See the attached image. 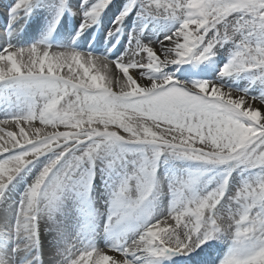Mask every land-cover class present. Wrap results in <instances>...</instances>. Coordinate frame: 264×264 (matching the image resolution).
Masks as SVG:
<instances>
[{
  "label": "snow or ice",
  "instance_id": "1",
  "mask_svg": "<svg viewBox=\"0 0 264 264\" xmlns=\"http://www.w3.org/2000/svg\"><path fill=\"white\" fill-rule=\"evenodd\" d=\"M32 3L18 0L10 10L12 21ZM111 3L98 0L86 11L81 31L91 27ZM145 12L179 21L158 51L152 44L137 42L125 56L111 61L88 53L55 51L43 44L26 48L8 44L0 50V86L11 87L31 101L26 114L0 120V125L12 123L19 128V136L0 128L4 133L0 135V193L28 165L54 154L19 205L18 235L39 239L38 214L46 182L74 153V165L91 161L102 148L119 145L122 149H152L156 157L170 153L209 165L264 169V99L206 81L184 85L164 74L170 65L203 62L217 45L237 33L264 40V0H149ZM131 69L137 70L140 82L130 74ZM256 71L264 73V43L245 41L220 76ZM25 124L30 126L27 130ZM61 127L65 130H58ZM113 127L126 135L110 130ZM140 173L143 191L135 205L123 199L128 182L120 188L116 207L122 215L138 207L150 191L152 173L147 164ZM227 185L226 178L218 189L187 200L181 191L167 216L144 224L130 245L110 248L122 258L93 248L72 254L69 264H132L129 257L140 253L157 259L183 255L194 260L191 254L225 227L233 229L235 247L222 264H264V180L245 183L235 192L233 199L240 206L237 215H218ZM0 264L11 262L0 257Z\"/></svg>",
  "mask_w": 264,
  "mask_h": 264
},
{
  "label": "rangeland",
  "instance_id": "2",
  "mask_svg": "<svg viewBox=\"0 0 264 264\" xmlns=\"http://www.w3.org/2000/svg\"><path fill=\"white\" fill-rule=\"evenodd\" d=\"M35 1L36 9L30 14V20L35 27L46 31L53 25L56 16L66 9L67 12H71L67 14L68 21L71 20V22L75 23L79 19L80 24L77 27L75 26L77 33L81 31V25L85 22L84 13L98 2V0H33V2ZM17 2L18 0H6L4 4L3 0H0L3 7L2 9L0 5V12H3L1 16L5 17L10 14V10ZM161 2H166V0H161ZM148 3L149 0H112V3L102 12L104 13L112 6L114 12L108 16L105 12L103 18L85 29L82 35H87L89 32L94 31V34L98 37L107 36V40L102 46V52L106 51V53L98 55L111 61H116L125 56L130 48L136 47L137 42L142 45L152 44L158 51L162 44L168 43L165 37L171 35L178 28L179 21L178 19H170L164 14L149 15L145 12V7H147ZM129 8L131 10L128 11V15L117 24V18ZM232 19L231 17L229 18V20ZM135 23H139V26L132 29L133 32L139 29L135 34H130L128 39L126 38L125 40H121L117 36L116 27H128V24L135 25ZM3 33L4 30H0V47H6L11 44L13 47L26 48L43 44L55 51L71 50L85 54L83 51L86 50V48H83L78 51L64 45L63 42L70 43L66 37L56 43H48L45 40L30 42L27 38L15 41L7 35L4 36ZM110 33L112 34L110 35ZM110 40H113L112 44L108 42ZM245 41L249 45L264 43V40L255 35L249 37L246 33H237L231 40L217 45L213 49V54L203 62L193 60L181 65H170L164 70V74L171 76L174 80L184 85L190 86L194 83L206 81L219 84L226 90L246 93L249 97L264 99V73L256 71L236 73L231 77L220 76L223 68L230 63L235 52L239 49V45ZM112 51L115 52V58H109V54ZM87 52L97 56L93 51L91 53ZM139 58L134 57V59ZM64 72H67V69ZM136 72V69L130 70V74H133L134 78L140 82L141 78L135 75ZM144 83H147V81L144 80ZM114 90L118 91L115 87ZM253 103L257 107L260 106L258 101ZM30 106L31 101L23 94L11 87L0 86L1 115H14L21 111L20 115H22L25 111L27 113ZM34 123L38 125V121ZM3 129L4 133L7 131L16 133L17 130V128L12 127ZM58 130L63 131L64 129L61 127ZM110 130L117 131L120 135H126L122 130L114 127L110 128ZM75 155L74 153L66 157L54 169L53 174L46 182L41 197L40 208L42 211L38 214L39 239L35 240L40 243L41 255L47 261V264H69L72 254L91 249L89 243H94L98 240V229L93 227L95 225L93 222L96 220L101 222L102 217L110 212L109 205L112 201L118 200L120 188L124 186L126 181L128 182V190L123 199L127 204L135 205L143 191L140 187V185L144 184L140 173L142 165L147 164L148 171L152 173L150 191L146 193V198L140 205L129 212L132 213L134 218L135 232L139 234L144 224L154 220L150 211H154L155 207L171 199H180L181 191L184 193L183 198L185 200L193 196H203L221 187L227 178V191L224 200L221 202L218 215H227L229 212L237 215L240 211V206L233 199L235 192L245 183H258L264 180V169H254L236 164L231 166L209 165L182 159L170 153H164L156 157L152 149H122L119 145L111 148H102L94 155L91 161L84 160L79 162L78 165L73 164ZM53 158L54 154L52 153L41 156L22 170L7 185L3 193H0V235L7 233L10 237L9 245L5 247V251L0 252V257H13L15 263L20 264L23 261L24 254H27L30 247L29 243L32 241L31 234L18 235L15 232L17 212L12 206L14 205L15 197L17 198L24 191L21 190L18 194L12 195L11 185H19L21 188H25L24 190L27 192L40 171ZM70 165L72 166L71 168L69 167ZM66 172L68 173L67 175H65ZM137 177L141 178L137 179ZM192 181L195 182L190 183ZM87 184L89 187L91 185H97V187L94 188L95 190H90L92 188H89ZM185 185H188V187H185ZM116 203H113L115 208H117ZM88 211L91 214L90 218L87 216ZM116 216L124 217L125 215H122L117 210ZM117 219L114 218L113 220L116 221ZM88 222L92 223L88 224ZM10 235H13V237ZM132 241H134L133 238L124 239L123 237H117L120 247L130 245ZM70 243H74L78 251H72L68 256H64V252H61V250ZM85 244L88 245L79 248V245ZM216 244L223 245L225 249L230 247L225 256L220 258L212 254L215 252ZM234 247L233 229L225 227V229L211 236L201 248L191 254L195 257L194 260L189 257L186 259L192 264H198L203 260L206 261L208 256H210V259H212L211 264H222L223 260L233 252ZM182 258L185 257L179 255L170 258H154L152 261H147L146 264H152L156 260H158L159 264L161 260L179 262ZM129 259L132 264L144 263L136 255L129 257Z\"/></svg>",
  "mask_w": 264,
  "mask_h": 264
},
{
  "label": "bare ground",
  "instance_id": "3",
  "mask_svg": "<svg viewBox=\"0 0 264 264\" xmlns=\"http://www.w3.org/2000/svg\"><path fill=\"white\" fill-rule=\"evenodd\" d=\"M3 2H4V0H3ZM35 8H36V1L33 2L32 5L30 6L29 10L25 11L24 13L18 11L16 13V17L17 18H16L15 22L12 21L11 14L6 15L5 17H1L2 21L4 22V27H6V29L4 28V31L5 30H9V31L11 30L12 31L13 27L14 28H16V27L20 28V26L23 25V24L21 25V21L23 22L26 19H28L27 16L30 17L29 13L31 12L32 9H35ZM18 15H21V16H18ZM11 21L13 22L12 28H10L11 25H12ZM137 26H139V23H135V25L134 24L131 25L130 29H133L134 27H137ZM14 34H18V30H16L14 32ZM51 36L53 37V35H51ZM102 46H103V38H100V39L98 38L96 40V42H95V47L94 48L98 52L101 53L102 52ZM87 47L89 49L91 48V46H87ZM3 48L4 47H0V50H2ZM89 53H91V50H89ZM112 55H114V52H112L110 54V56H112ZM96 57H100V56L97 54ZM117 75L118 76H122L121 73H117ZM116 89H118V88H116ZM21 112L20 113H16L14 115H20ZM25 113H26V111L23 114H25ZM14 115H1L0 114V120H4V119H7V118H10L11 116H14ZM5 127L17 128L12 123H10L9 125H0V128H5ZM23 127H25V129L27 130L30 126L25 124V125H23ZM16 134H17V136H19V128H17ZM0 135H3V134L0 133ZM11 189H12V191H11L12 195H15V193L18 194L21 190L24 191V193H20V195L17 198L15 197L14 205L12 207L14 209H16V212H17L18 208H19V205H20L21 201L23 200V198L25 196V193H26L25 190H24L25 188L23 189L19 185L18 186L17 185H11ZM175 201H176L175 199H171L170 201H168V202H166V203H164V204H162V205H160L158 207H155L154 211H150L151 216L153 217V219L155 220V219L167 216ZM170 223H174V221H170ZM96 229H98V236H97L98 240L96 242H94V243L90 242L89 243L90 248L91 249L95 248V249H98V250L104 249L105 250V254L113 255L114 257H117V258H122V257H120L119 253H113L110 250V248L120 247L119 243L117 242V237H123L124 239L133 238L135 240V239L138 238V235H139V233L135 232L134 223L129 218L119 219L113 229L108 228V225L105 222H103V226H101V223H100V225L99 224L96 225ZM70 236H76V235H70ZM11 237H13V235ZM86 245H88V244L79 245V248L82 247V246L86 247ZM206 247H208V246H206ZM229 249H230V247L225 249L222 245H220V246L216 245L215 246L216 255H218L220 258L225 256ZM62 251L64 252V256H68L70 252L78 251V248L76 247V245H74V243H70V244L65 245V247L63 248V250H61V252ZM136 257L139 258V259H142L141 261L144 262L143 264H146L147 261H152L154 259L153 257L149 256V254H147V253L137 254ZM187 257L188 256H185V258H187ZM153 262L154 263H152V264H159L158 260L153 261ZM206 263H208L207 259L205 261V264ZM160 264H163V263L160 262ZM164 264H167V263H164ZM181 264H187L186 259L183 262H181Z\"/></svg>",
  "mask_w": 264,
  "mask_h": 264
}]
</instances>
